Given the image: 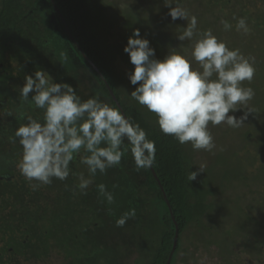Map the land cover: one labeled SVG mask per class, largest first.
Returning a JSON list of instances; mask_svg holds the SVG:
<instances>
[{
	"label": "rangeland",
	"instance_id": "374dc122",
	"mask_svg": "<svg viewBox=\"0 0 264 264\" xmlns=\"http://www.w3.org/2000/svg\"><path fill=\"white\" fill-rule=\"evenodd\" d=\"M103 2L112 9L105 20L111 26L110 32H112L107 43L119 44L118 47L110 46V48H119L118 52L120 50L122 53L119 52L116 58V69L120 76L124 98L131 99L132 102L137 103L130 96L134 86L127 79V73L133 66L123 49L135 29H139L142 36L151 41V46L156 49L159 59L173 52L191 58L195 42L202 38V34L207 30H211L213 35L224 41L230 49L238 48L246 58H255V77L251 84L247 81L243 84L244 87L255 90V97L247 105H239L241 110L235 113L239 117L244 111L252 109L245 124L240 128L210 125L216 144L212 152L194 151L191 150L190 143L186 144L189 151L188 158L194 171L202 167L203 173L199 176L202 175V179H205L212 192L216 191V197H210L208 200L209 204L214 203L215 208L209 214L213 219L205 218L206 230H202L203 237H197L198 233L194 228L185 234L186 251L179 254L175 264H193L194 257L196 264H264V207L262 205L260 209L250 208L254 199L247 195L253 190L261 196H257L258 198H264V0H179L180 6L189 13V21L192 15L198 19V32L191 40L186 39L183 42L177 37L183 34L187 22L182 19L172 22L171 17L167 16L169 9L165 7L164 0H103ZM177 2L178 0H168L173 7ZM17 5L22 8V15L27 20L30 19L27 14L33 12L31 22L34 26L28 30L26 38L27 43L35 50L37 58L33 59L32 64L24 62V67L20 64L4 65L10 73L13 84L7 81L8 86L3 88L11 89L0 94V102L6 97L11 98L10 102L0 105V156L20 154L22 158V147L18 141L13 143L15 130L27 122L28 116L43 120L42 110L36 109L34 105L22 101L19 97L25 76L34 74L38 69H44L55 82L68 83L84 99L99 94L100 88L89 69L73 56L75 55L73 49L64 41L65 39L62 40L56 19L46 8L47 1L20 0ZM234 17L237 19L245 17L251 31L248 34H244L243 31L238 32L237 19ZM26 18L23 22L27 21ZM221 20H227L232 25V29L225 31ZM61 53L66 54L67 60L61 59ZM193 66L202 71L198 63H194ZM100 99L111 106L109 100ZM137 107L145 112L149 121L156 123L157 118L153 113L138 103ZM86 155L88 153L81 151L76 156L71 166L72 174L67 181L54 179L52 184L36 190V194L40 199L39 203L42 204L40 208L42 219L51 221V213L47 210V206H57L60 203L74 210L83 206L81 210L85 214L88 207L83 204L88 201L91 210L88 209L92 215L82 216L75 213L73 216L68 213L67 217L64 216L68 221L66 229L60 233L61 241L64 242L61 255L57 256L56 251L52 249L49 257H38L39 261L33 257V255L37 257L36 251L43 237L41 231L37 230L31 235L35 242L32 243L33 245L31 243L18 245L14 252L7 253L6 256L14 253L22 254L16 257L15 261L11 259L12 264H16V261L21 262L19 264H136L140 260L142 253L136 248V235L130 231L134 225L137 227L141 223V219L137 218L140 217L139 215L147 217L153 214L159 220L165 215L157 189L147 183L143 169L136 170L131 153H128L119 167L108 169L106 174L97 173L96 176L89 177L93 182L86 190L87 194H82L77 186L81 173L85 172L87 175L89 172L87 165L80 162ZM218 175L220 179L216 180ZM99 184L106 185L107 190L113 193L112 204H108L98 193ZM235 185L238 189L234 188ZM18 201L22 202L24 199L19 197ZM104 205L108 207L107 213L110 214L105 217L106 230L94 225L98 221L96 213L101 214ZM23 206L25 203L22 204ZM133 208L136 210V216L128 220L127 227H116V220ZM90 219L94 221L91 224L89 222V226L85 227V222ZM134 219H137L136 224ZM125 229L129 231H124ZM83 230L85 231L81 235ZM97 241L107 242L106 251L101 256L93 252ZM252 244L254 249L263 254L256 256L246 248V245L249 247ZM112 245L111 251L109 247L112 248ZM73 246H76L75 253L72 250ZM104 246L105 243L101 245L103 249ZM72 253L74 255L81 253L84 257L90 254V258H71Z\"/></svg>",
	"mask_w": 264,
	"mask_h": 264
},
{
	"label": "clouds",
	"instance_id": "9594fccd",
	"mask_svg": "<svg viewBox=\"0 0 264 264\" xmlns=\"http://www.w3.org/2000/svg\"><path fill=\"white\" fill-rule=\"evenodd\" d=\"M164 4L172 22H187L177 39L191 40L198 32L197 17L192 15L189 21V13L179 0L175 7L168 0ZM221 24L225 31L232 29L227 20H221ZM236 30L244 34L251 31L245 17L237 19ZM123 51L133 66L127 73L134 86L131 98L156 116L164 135L181 145L190 143L194 150L212 152L216 144L209 126L240 128L252 112L249 109L239 117L235 115L241 110L239 105H247L255 97L253 88L243 86L255 77V58H246L238 48L230 49L211 30L195 42L191 58L175 52L157 58L156 49L139 29L133 30ZM61 59L67 60L65 53H61ZM194 63L202 71L195 69ZM19 97L43 111L42 121L28 116L13 138L23 150L16 167L32 190L52 184L54 179L67 181L82 150L88 155L80 162L87 165L91 177L119 167L128 153L137 171L155 166L156 142L148 139L147 132L122 108L105 103L99 94L84 99L68 83L55 82L48 71L38 69L25 76ZM200 173L202 167L191 171L188 179L196 181ZM79 181L78 189L87 194L92 179L81 174ZM97 191L108 204L114 202L106 185H97ZM135 216L136 210L130 209L116 220V227H124Z\"/></svg>",
	"mask_w": 264,
	"mask_h": 264
},
{
	"label": "trees",
	"instance_id": "16d2710c",
	"mask_svg": "<svg viewBox=\"0 0 264 264\" xmlns=\"http://www.w3.org/2000/svg\"><path fill=\"white\" fill-rule=\"evenodd\" d=\"M19 1L20 0H0V48L2 44L7 45V42L14 43L15 40L27 41V32L34 26L33 22H31L33 19L31 14H33V12L29 15L27 14L28 18L30 17V19L27 20V18L22 15V8H19L17 5ZM46 1V8L49 9L55 17L58 29L61 32L60 36H62V40L65 39L64 41L73 49V53L75 54L73 56L78 58L79 61L89 69L92 76H94V80L98 83L97 86L100 88V98L109 100L112 107H117L104 83L105 81L115 95L119 106L127 114V117L134 124L139 123L147 132L148 139L156 142L157 155L153 169L168 198L170 210L175 216L179 227L178 244L171 261V264H175L179 254L186 251L184 249V241L187 232L194 228L197 230V237H203L202 230H206L204 229L206 226L205 218L209 217L210 220L213 219L209 214H211L215 208L214 203L209 204L208 200L210 197H216V191L212 192L209 189L208 183H205V179H202V175H198L197 180L193 182L188 179L190 172L195 169L191 166L190 159L188 158L189 151H187L186 144L181 145L172 136L164 135L160 131L159 126L156 125L155 122L149 121L145 112L137 107V103L132 102L131 99L124 98L120 76L115 64L120 50L118 52L119 48H110V46L118 47L119 44L112 43V45H110L111 43H107L112 36V32H110L111 26L105 21L106 16L112 12L110 5L107 6L103 0ZM52 2H54V5ZM24 18H26L27 21L23 22ZM103 25L105 26L103 27ZM4 48L5 47H2V49ZM29 50L32 51L34 49L30 48ZM81 52L89 59V62L85 60ZM64 66L66 65L64 64ZM189 146L191 150H194L191 144H189ZM18 155L10 154L8 157H5V155L0 156V264H12L13 262H11V259L15 261V258L21 253H14L12 254L13 256L6 255L9 251L14 252L18 245H26L29 243L33 245L32 243L35 242L31 238V235L33 231L36 232L37 230L41 231V237H43L38 247L39 249H37V251L34 249L37 253V257L35 255H33V257L37 260L38 257H49L52 249L56 251L55 253L57 256L61 255V250H64V242L61 241L62 238H60V233L66 229L68 221V219L65 220L64 216L67 217L68 213L73 216L75 213L76 215L79 213V215L81 214L82 216L92 215V212L89 211L90 207L87 204L88 201L83 204L89 208L86 207L87 211H85V214L81 210L83 206L80 209L75 208L74 210L72 207L60 203L57 206H47V210L51 213V221L44 218L42 219V213L40 211L42 204L39 203L40 199L36 194V190L33 191L29 187V184H27L28 182L16 167L21 159V155ZM251 167L257 169L256 167ZM143 173L147 183L157 189L158 196L165 209V215L160 220L155 218L153 214H149L147 217H141V215L137 217L138 220L141 219V223L137 227L134 225L132 231H130L135 233L137 242L136 248L142 253L139 257L140 260L136 264H167L172 252V245L175 237L171 213L151 170L143 169ZM82 175H84L85 178L91 177L89 176V172L87 175L83 172ZM219 179L220 175H218L216 180ZM200 180L202 181L199 182ZM131 181V184H133V180ZM236 187L238 189L237 185H235L234 188ZM247 195L254 199L253 202H251L252 205L250 208L260 209L262 205V207H264V198L257 197L259 193L251 190ZM19 197L23 198L25 202L18 201ZM245 198L247 200V197ZM37 202L39 204H37ZM24 203L25 206L22 207ZM102 208L104 209L101 214L98 215L95 212L98 221L94 225L100 227V229H105V217L110 214L107 213L108 207L105 206ZM220 211L222 210L220 209ZM86 212H88V214ZM61 213L63 214L62 216ZM102 217H104V219H101ZM62 218L64 219L63 221ZM93 221L94 220L90 219V221L85 222L84 226H89V222L91 224ZM248 221H250V219ZM136 223L137 219H134V224ZM126 227L127 225L125 224V228ZM84 231L85 230L81 232V235H83ZM124 231L129 230L125 229ZM104 243L105 246L103 249L101 245ZM106 243L105 241L101 243L97 241V245L93 249L94 254L97 252V256L103 255L104 251H106ZM252 246L253 244L249 247L246 245V248L255 253L256 256L263 254ZM109 249L112 251L113 245L112 248L109 247ZM72 250L75 253L74 250H76V246H73ZM30 251L33 252V250ZM83 251L86 250L83 249ZM98 252L100 255H98ZM74 253L70 255L71 258H90V254L88 257H84L81 253L77 255H74ZM97 259L99 260V258ZM19 263L21 262L16 261V264ZM193 264H196L195 257Z\"/></svg>",
	"mask_w": 264,
	"mask_h": 264
},
{
	"label": "flooded vegetation",
	"instance_id": "af4514ba",
	"mask_svg": "<svg viewBox=\"0 0 264 264\" xmlns=\"http://www.w3.org/2000/svg\"><path fill=\"white\" fill-rule=\"evenodd\" d=\"M9 40V39H8ZM2 47H5L2 49ZM2 47L0 48V94L2 95L7 89L6 88L8 84L7 81L13 84V81L10 79V73L5 69L4 65L13 66L16 64H20L22 67H24L25 63H31L34 58L36 57L35 50L30 51L31 48L30 45L27 43V41H19L15 40L14 43L7 42V45L2 44ZM32 49V48H31ZM10 70V69H9ZM4 87V88H3ZM11 98L6 97L3 99L2 102H0V105L2 103L10 102Z\"/></svg>",
	"mask_w": 264,
	"mask_h": 264
},
{
	"label": "water",
	"instance_id": "95a60500",
	"mask_svg": "<svg viewBox=\"0 0 264 264\" xmlns=\"http://www.w3.org/2000/svg\"><path fill=\"white\" fill-rule=\"evenodd\" d=\"M52 4L54 5V2H52ZM60 18H61V17H60ZM61 19H62V18H61ZM62 21H63V19H62ZM68 33H69V32H68ZM78 48H79V47H78ZM79 50L81 51L80 48H79ZM81 53H82V52H81ZM82 55L84 56L85 60H86L87 62H89V59H88L83 53H82ZM96 70H97V69H96ZM97 71H98V70H97ZM104 83H105L107 89L109 90L112 99L115 101L117 107H120L119 104H118V102H117V100H116V97H115V95L113 94V92L111 91L109 85H108L107 82H105V81H104ZM120 108H121V107H120ZM150 170H151L152 175H153V177L155 178L156 182L159 184V187H160V189H161V191H162V193H163V196H164L165 202H166V204H167V206H168V208H169V210H170V203H169V201H168V198H167V196H166V194H165V192H164V190H163L161 184L159 183V180H158V178H157V176H156V174H155V171H154L153 168H151ZM170 213H171V220H172V223H173V225H174V229H175V237H174V241H173V245H172V252H171V255H170V257H169V259H168V261H167V264H171V261H172V258H173V255H174V252H175V250H176V248H177L178 239H179V227H178V225H177V221H176V219H175V216L172 214L171 210H170Z\"/></svg>",
	"mask_w": 264,
	"mask_h": 264
}]
</instances>
